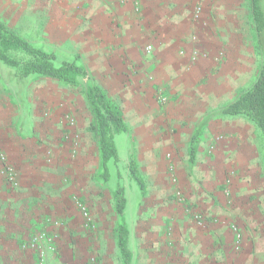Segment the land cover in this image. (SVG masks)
Listing matches in <instances>:
<instances>
[{"label":"rangeland","instance_id":"rangeland-1","mask_svg":"<svg viewBox=\"0 0 264 264\" xmlns=\"http://www.w3.org/2000/svg\"><path fill=\"white\" fill-rule=\"evenodd\" d=\"M142 1L132 0L136 15L142 13ZM250 2L184 0L188 10L179 43L162 50L146 40L141 49L146 62L138 80L145 88L134 100L140 101L146 117L152 120H176L177 116H167L166 110L182 105L184 113L179 114V119L185 114L188 122H201L212 116L209 135L217 132L224 137L239 134L250 138L258 172L240 174L232 164L226 178L248 180L253 185L255 180L264 183V148L259 131L244 116L216 115L255 81L262 66L263 53ZM80 4L81 0H0V19L34 45L54 51L59 60H73L80 55V63L89 69L94 81L126 109L130 97L119 89L116 93L115 86L131 79L126 72L131 67L135 74L139 73L141 64L114 62L110 55L107 63L90 57L93 46L88 44L92 39L82 45L84 40L75 31L77 18L86 12ZM261 4L264 9V0ZM95 18L91 23L96 22ZM85 23L90 22L87 19ZM165 55L171 56L170 62L161 61ZM110 70L117 74L114 79ZM13 75L14 70L0 62V155L6 156L15 176L10 181L0 172V199L19 202L17 219H8L7 214L8 223L0 222V264H123L116 237L119 216H115L113 192L119 180L123 183L122 172L128 174V163L109 162L110 180L112 176L116 178L114 187L110 180L105 183L99 178L100 152L84 94L85 80L79 87H71L57 79L36 76L18 86ZM238 81L245 88L239 89ZM199 109L202 111L198 114ZM205 132L207 128H201V134ZM119 134V153L125 155L127 139ZM164 159L173 186L172 198L204 226L201 215L192 211L187 202L172 153L167 151ZM249 192L253 203V192ZM223 193L228 205H233L235 197L230 188ZM259 197L264 204V187ZM14 212L13 209L11 215ZM261 219L259 225L264 232V216ZM227 225L233 233V226H237L243 235L239 252L233 245L234 251L240 253L243 231L251 232V222L245 218L243 223L231 220ZM166 230V245L172 253L171 225ZM136 255L139 256L138 247Z\"/></svg>","mask_w":264,"mask_h":264},{"label":"crops","instance_id":"crops-1","mask_svg":"<svg viewBox=\"0 0 264 264\" xmlns=\"http://www.w3.org/2000/svg\"><path fill=\"white\" fill-rule=\"evenodd\" d=\"M132 3V0H81L80 5L86 12L83 11L77 18L75 26L77 37L84 40L82 45H86L87 39H92L88 45L92 43L89 55L94 60L107 63V56L110 55L114 56L111 59L114 62L141 64L137 68L140 75L135 74L131 67L126 70L131 79L128 77L125 84L121 86L117 83L115 86L116 90L130 97L126 101V109L119 105L128 127V131L122 133L127 139L125 155L120 154L118 149L121 134L115 137L120 160L128 163V174H122L127 198L125 218L133 252L130 264H264V232L259 225L264 216V204L259 197L264 183L255 180V184L250 185L248 180L240 182L226 178L232 164L240 174L258 172L253 162L256 158L253 141L237 134L235 137L226 136L216 143V137L222 134L211 132L209 135V115L201 122L199 119L188 122L185 114L179 119L184 108L178 105L166 110L167 116H177L176 120H152L146 117L147 112L139 105L140 101L134 100L138 91L145 88L138 80L144 73L142 64L146 62L141 49L147 42L162 50H169L178 44L188 6H184V0H143L142 13L136 15ZM86 18L90 23H85ZM94 18L96 22L91 23ZM87 32L91 34L87 36ZM71 37L74 39V36ZM98 46H101L99 50L96 49ZM107 47L111 50L103 51L102 48ZM77 56L80 62V55ZM170 58L165 55L161 61L170 62ZM110 75L114 79L117 74L110 70ZM244 86L238 81L239 89ZM201 111L199 109L198 114ZM201 128H207L204 135ZM212 146L214 148L210 151ZM167 151L173 155L187 202L192 211L201 215L204 226H200L184 206L172 198L173 186L164 159ZM132 159L144 181L143 188L131 173ZM115 183L116 178L112 176L110 186L114 187ZM227 187L235 197L233 205H228L225 200L223 191ZM249 191L253 192V203ZM18 204L12 198L0 199V222L8 223L10 216L17 219ZM244 207L251 210L245 212ZM10 209L11 212L15 210V216L11 215ZM115 216H118L116 212ZM245 218L251 222V232L243 231L244 247L236 253L233 248L234 233L227 222L235 220L243 223ZM168 224L172 227V253L166 245ZM136 247L139 248L138 257Z\"/></svg>","mask_w":264,"mask_h":264},{"label":"trees","instance_id":"trees-1","mask_svg":"<svg viewBox=\"0 0 264 264\" xmlns=\"http://www.w3.org/2000/svg\"><path fill=\"white\" fill-rule=\"evenodd\" d=\"M261 3L262 0L250 2L251 18L263 53L259 74L249 87L222 107L216 115L244 116L249 119L259 131L264 148V9ZM78 58L79 56L73 60H59L54 51L34 45L0 19V62L14 70L13 76L18 86H23L29 79L36 76L57 79L71 87H79L85 80L84 94L91 109L92 128L99 145L102 169L99 178L107 183L110 180L109 162L112 160L118 163L120 160L115 136L127 132L128 127L120 106L94 81ZM130 170L143 188L144 181L134 159L131 160ZM121 177L119 173V179ZM113 197L119 216L117 244L123 264H130L133 252L130 248V231L125 218L127 198L125 186L120 180L114 189Z\"/></svg>","mask_w":264,"mask_h":264},{"label":"built area","instance_id":"built-area-1","mask_svg":"<svg viewBox=\"0 0 264 264\" xmlns=\"http://www.w3.org/2000/svg\"><path fill=\"white\" fill-rule=\"evenodd\" d=\"M198 9L201 10V7L199 6ZM148 48L151 49L152 46H149ZM223 138H224L223 135L217 136L216 143H219ZM213 148L214 146L211 147L210 151H212ZM0 172L4 174L10 181L15 180L13 169L10 166V164L7 162V158L4 154L0 155ZM233 230H234V248L236 252H239L243 246V235L239 231L237 226H233Z\"/></svg>","mask_w":264,"mask_h":264}]
</instances>
